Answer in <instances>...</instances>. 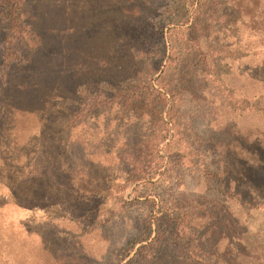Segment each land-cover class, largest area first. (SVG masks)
<instances>
[{"label":"rangeland","instance_id":"obj_1","mask_svg":"<svg viewBox=\"0 0 264 264\" xmlns=\"http://www.w3.org/2000/svg\"><path fill=\"white\" fill-rule=\"evenodd\" d=\"M15 2L0 264H264V185L243 178L264 184V0H22L57 29L42 58L26 28L9 43Z\"/></svg>","mask_w":264,"mask_h":264},{"label":"trees","instance_id":"obj_2","mask_svg":"<svg viewBox=\"0 0 264 264\" xmlns=\"http://www.w3.org/2000/svg\"><path fill=\"white\" fill-rule=\"evenodd\" d=\"M3 4H7V1H3ZM27 5L26 3H23L22 0H16V2L13 5V8L11 10V12H9V16L11 17V22L13 23V25H10V27H13L14 25H18V29L17 30L18 34H15L16 36H13L11 38V41L9 40V43H12V39L19 40V38H21L19 36V32L21 33L22 27L27 29V36L31 37L32 35H35L34 38H30L29 41H32L35 45V48L38 52V57L36 58H42V57H46L49 49V44L55 40V33L56 30L55 28L52 29H47L46 24L45 26H43V28H38L39 24H36L34 27V23L31 22L32 20L34 21V16H32L27 10ZM25 18V19H23ZM23 19V20H22ZM21 22L22 21V25L20 24H16V22ZM48 21V20H47ZM23 23H26V26H23ZM164 32V30L162 31V33ZM8 34L5 35V38H3L5 41L9 38V36H7ZM26 36V37H27ZM3 50H5V48H3ZM7 51L5 50V55H6ZM8 59H10V55L7 54V56H5V58L3 59V61H0L1 63L3 62V65L6 63V61H8ZM150 61L153 62L152 58H149ZM61 78V76L59 77ZM18 88L21 90L20 93V97L23 101H26V103H29V105L35 104L34 102H43V104L45 105V103L48 102L49 98L51 97V94H47L49 93L48 91H50V93H52V97H57L59 92H60V82L58 80H55L51 86H47L45 84H40L37 82H26L25 85H19ZM166 94H163V96H166ZM0 103H3L4 105H7L8 107H12V108H18L19 106H17V104H15L13 106L11 100H1L0 99ZM23 103V107L21 109H24V103ZM37 105V104H36ZM37 107V106H36ZM34 109H39V108H34ZM261 176V175H260ZM246 182L248 183V187L249 189L254 192V191H258V189H260L264 184L262 182H260L255 175H253L252 173L247 174L246 176L243 177ZM165 216V215H164ZM167 216V215H166ZM159 233H157L158 235ZM160 235V234H159ZM160 238V237H159ZM156 239L154 242L155 243H148V244H143L141 246V249H151V252H154L155 250H152V247L150 248V246H154V244H157L159 242H161V239ZM150 251V250H149Z\"/></svg>","mask_w":264,"mask_h":264}]
</instances>
